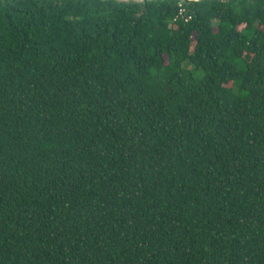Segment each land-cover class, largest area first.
Returning <instances> with one entry per match:
<instances>
[{
    "label": "trees",
    "instance_id": "obj_1",
    "mask_svg": "<svg viewBox=\"0 0 264 264\" xmlns=\"http://www.w3.org/2000/svg\"><path fill=\"white\" fill-rule=\"evenodd\" d=\"M0 264H264V0H0Z\"/></svg>",
    "mask_w": 264,
    "mask_h": 264
},
{
    "label": "water",
    "instance_id": "obj_2",
    "mask_svg": "<svg viewBox=\"0 0 264 264\" xmlns=\"http://www.w3.org/2000/svg\"><path fill=\"white\" fill-rule=\"evenodd\" d=\"M121 2H128V1H134V2H144L146 0H117ZM147 1H153V0H147ZM188 1H200V0H188Z\"/></svg>",
    "mask_w": 264,
    "mask_h": 264
},
{
    "label": "built area",
    "instance_id": "obj_3",
    "mask_svg": "<svg viewBox=\"0 0 264 264\" xmlns=\"http://www.w3.org/2000/svg\"><path fill=\"white\" fill-rule=\"evenodd\" d=\"M182 12V9H180V12L179 13H181Z\"/></svg>",
    "mask_w": 264,
    "mask_h": 264
}]
</instances>
